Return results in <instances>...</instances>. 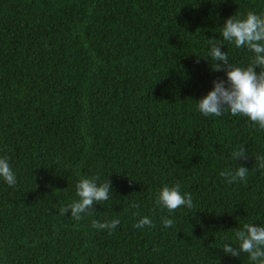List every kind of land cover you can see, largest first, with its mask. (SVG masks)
Returning a JSON list of instances; mask_svg holds the SVG:
<instances>
[{
	"label": "trees",
	"instance_id": "obj_1",
	"mask_svg": "<svg viewBox=\"0 0 264 264\" xmlns=\"http://www.w3.org/2000/svg\"><path fill=\"white\" fill-rule=\"evenodd\" d=\"M249 12L264 0H0V157L17 176L0 177V264H253L222 247L264 226V129L197 104L227 80L209 39L234 66L254 59L221 35ZM239 165L247 182L228 184L220 173ZM92 177L111 181L109 199L61 215ZM177 183L194 207L170 213L157 194ZM145 216L154 226L134 227ZM113 219L111 233L92 227Z\"/></svg>",
	"mask_w": 264,
	"mask_h": 264
},
{
	"label": "clouds",
	"instance_id": "obj_2",
	"mask_svg": "<svg viewBox=\"0 0 264 264\" xmlns=\"http://www.w3.org/2000/svg\"><path fill=\"white\" fill-rule=\"evenodd\" d=\"M222 38L228 42H234L237 48L247 47L255 53L254 59L247 67H239L230 64L227 52L221 51L222 43L216 39H209V51L206 59L211 61L213 72L225 71L227 80L217 79L214 87L206 97L198 104L199 111L205 116H221L227 110L233 116L243 115L248 117L254 125L264 129V14L254 12L247 13L245 19H239L235 15L228 18L222 27ZM260 69L259 74L256 68ZM234 160L248 159L244 145L233 150ZM256 167L264 169V156H258ZM249 169L239 165L237 169L224 170L220 173L228 184L234 182H247ZM0 177L6 181L9 187L17 184V176L12 170L8 156L0 157ZM99 177L82 178L76 185V195L79 200L73 201L60 209L61 215H66L71 210V216L75 220L82 219L83 215H91L95 205L107 201L110 197L111 181L98 183ZM156 204L166 208L170 213L181 206L191 209L194 207L192 195L181 192L179 183L172 187L165 185L157 194ZM139 207L137 203L132 205ZM165 228L172 227L174 220L162 218ZM120 224L119 219L99 222L92 221V227L98 230H108L111 233ZM154 226L152 219L145 216L134 225L136 228ZM235 238L238 246L232 243H224L222 250L226 255L239 257L246 254L253 264H264V226L246 223L242 228H237Z\"/></svg>",
	"mask_w": 264,
	"mask_h": 264
}]
</instances>
